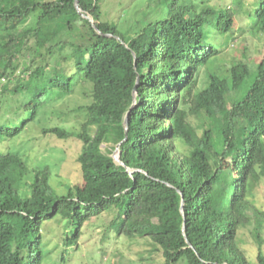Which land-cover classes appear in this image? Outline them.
I'll return each mask as SVG.
<instances>
[{
    "label": "trees",
    "instance_id": "trees-1",
    "mask_svg": "<svg viewBox=\"0 0 264 264\" xmlns=\"http://www.w3.org/2000/svg\"><path fill=\"white\" fill-rule=\"evenodd\" d=\"M104 1H0V264H43L47 221H67L65 242L74 245L87 223L106 215L107 232L142 239L164 264H264V212L255 199L264 181V55L253 65L219 64L229 45L214 42L236 21L233 8L211 0H153L155 17H143L134 35L102 21ZM258 1L252 29L264 36ZM36 12L35 26L21 29ZM28 54L23 68L19 58ZM76 91L87 103L58 109ZM10 97L21 98L13 113L3 110ZM22 110L29 116L17 122ZM39 115L53 122L43 134L82 145V182L66 194L55 193L48 166L31 170L20 152L4 149ZM111 139L137 171L102 150ZM252 225L254 256L240 238Z\"/></svg>",
    "mask_w": 264,
    "mask_h": 264
},
{
    "label": "rangeland",
    "instance_id": "rangeland-1",
    "mask_svg": "<svg viewBox=\"0 0 264 264\" xmlns=\"http://www.w3.org/2000/svg\"><path fill=\"white\" fill-rule=\"evenodd\" d=\"M0 1L5 4L9 2V0ZM153 2V0H105L101 4V19L104 22H116L122 32L134 35L140 28L142 29L146 19L153 18L156 13L154 12L156 5ZM242 2L243 8L235 10L234 0H211L213 6L233 8L235 13L236 24L231 35L219 37L214 42L216 46L223 42L226 46L229 45L225 48L221 47V54L218 56L220 65L230 61H243L253 65L264 55V36L252 29L255 24L254 12L259 1L242 0ZM38 14V12L33 13L21 29L34 27ZM29 43L34 45L33 40ZM29 56L30 54L19 58L23 68L28 65ZM206 83L207 78L203 71L199 79V89H204ZM88 100L80 91H76L75 95L58 105V109L61 108V111L69 113L70 110L85 105ZM3 101L5 112L13 113L20 108L21 98L10 97ZM28 116V112L19 111L17 122ZM74 116L75 114L70 116L71 123L66 124L68 128L75 125ZM40 117L41 115L28 123L25 130L15 138L6 141L4 149L10 146L13 150L20 152L31 170L48 166L51 172L50 183L55 193L66 194L69 187L82 182V173L77 162L82 145L75 138L61 140L56 136L43 134L42 129L45 126H51L53 122L43 121ZM116 149L115 139L106 140L102 145V150L111 156H114ZM255 199L257 207L264 212V181L258 185ZM110 219L111 215H106L91 220L86 224L81 239L74 245H67L65 242L70 231L65 227L67 221L63 220L61 223L47 221L42 233L43 264H164L161 253L151 250L142 239L117 237L114 232H107L102 227V223ZM252 229L253 225L242 229L240 238L250 249L249 255L254 256L255 248L258 246L253 239ZM262 251L264 252V246Z\"/></svg>",
    "mask_w": 264,
    "mask_h": 264
},
{
    "label": "water",
    "instance_id": "water-1",
    "mask_svg": "<svg viewBox=\"0 0 264 264\" xmlns=\"http://www.w3.org/2000/svg\"><path fill=\"white\" fill-rule=\"evenodd\" d=\"M76 8L78 9V13H79L84 19L89 20L90 23L92 24V26H93L97 31H99L98 28H97V26H96V22H95V20L92 18V16H90L89 14H84V13H82V10L79 8V3H78V1H76ZM133 57H134V59H136V54H135V53H133ZM137 83H138V81H137ZM135 90H136V89H135ZM135 104H136V91H134V101H133V105H132V107H134ZM132 107H131V108H132ZM123 125H124L125 130L127 131V130H128V118H127V117H125V119H124V121H123ZM121 145H122V142H119V143L117 144L116 154H115V156H112V157H113L114 161L117 163V165H118L119 167H121L124 171H126V172H128V173L131 174V173H133L134 171H137V170L130 169V168L127 167V166L125 165V163L122 161ZM180 198H181V214H182V216H183V219L185 220V215H184V200H183V197H182V196H180ZM183 232H184V235H185V229H183ZM185 238H186V235H185ZM188 244L190 245L189 242H188Z\"/></svg>",
    "mask_w": 264,
    "mask_h": 264
},
{
    "label": "bare ground",
    "instance_id": "bare-ground-1",
    "mask_svg": "<svg viewBox=\"0 0 264 264\" xmlns=\"http://www.w3.org/2000/svg\"><path fill=\"white\" fill-rule=\"evenodd\" d=\"M116 154V153H115ZM115 154H114V156H115Z\"/></svg>",
    "mask_w": 264,
    "mask_h": 264
}]
</instances>
